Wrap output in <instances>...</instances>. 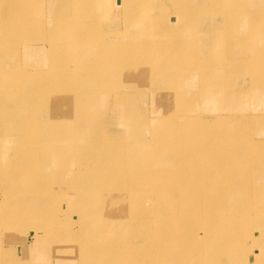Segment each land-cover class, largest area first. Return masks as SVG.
<instances>
[{"label": "bare ground", "instance_id": "obj_1", "mask_svg": "<svg viewBox=\"0 0 264 264\" xmlns=\"http://www.w3.org/2000/svg\"><path fill=\"white\" fill-rule=\"evenodd\" d=\"M168 1L148 0L151 19L161 21L162 18L171 16V13H168L169 9L165 7ZM170 1L182 4V8L175 9L174 16L170 19L169 25L172 27L177 26V17L188 15L183 13L184 10L192 8L200 0ZM235 1L240 5L239 12L225 14L223 17L218 15L212 21L213 26L222 27L221 33L216 38L203 34L198 39V42L205 45L200 49L199 56L205 58L220 55L228 49L227 45L222 47V42H231L229 52L232 55L229 57L224 55L219 61L227 63L226 68H229L231 77L242 81L243 86L248 81V72L245 69L254 67L257 75L254 81L262 84L257 88L256 95L241 94L218 98L230 103L245 99L256 102L263 100L260 94L264 91V47L261 50L260 47H255L250 51L249 46L245 44L256 46L255 42L259 39L255 37L248 41L228 25L233 20H238L241 27L253 26L254 23L257 26H264V21L259 19L264 14V0ZM91 3L92 0H84L80 7L89 9ZM119 3L123 4L121 0ZM12 10L14 12L13 8ZM52 15L61 20L66 19V14L58 7L52 9ZM244 15L252 21L243 22ZM66 24L57 23L55 26ZM23 32H25L23 26L15 25L14 28L9 23L1 22L0 50L4 43L15 45L18 42L20 51V44L25 42ZM256 35L264 40V28L256 32ZM25 43L26 47L27 44H31ZM211 44L215 47L211 48ZM130 51L137 52L136 49ZM29 57L30 53L24 51L15 58ZM232 66L236 68L235 71H230ZM194 72L190 70V73ZM160 75L170 86L167 92L157 98L158 103L163 106L169 103V92L173 98L182 95L181 89L187 86L189 73L187 70L176 69L160 71ZM231 77L225 73L224 79L227 84L230 83ZM39 81L38 78L37 82H27L29 84L24 85V90L31 92L37 89L41 84ZM217 81L218 79L214 77L206 79L207 91L211 94H214L212 85L214 86ZM1 83L9 81L0 79V89H4L8 86ZM62 89L43 87L42 90L45 92L32 93L28 95L29 97L13 93L12 97L7 98L8 102H0V189L4 195L2 200L4 206H0V212L4 216L1 220L8 223V220L16 217V221H21L20 215L31 209L30 204L55 210V213H58L55 217H61V214H64L61 194L66 193L67 200L72 202V208L77 211V216H73L77 226L102 225L99 223L100 216L110 218L116 213H121L122 216L102 225V229L92 234L89 240L85 237L74 239V242H77V260L80 264H96L103 256L107 259V264H264V220L260 219L264 214V142H259L264 138L261 135L255 138L243 136L235 142L238 135L233 134L231 145L225 147L221 140L225 135L211 133L206 135L207 141L199 140L197 147L190 139V136H195L193 133H190L189 138L188 134L179 136L174 132L170 137L149 139V135L138 134L139 129L133 127L130 130L133 132L130 137L134 140L131 142H135L141 148L143 156L147 154L145 155L147 158L152 157V162L134 163L132 165L135 168L127 173L120 165L131 162V158L123 157L122 154L123 150L129 149L133 152V149L128 144L125 148H118L113 142L111 143L114 145L109 146L95 139L90 145L98 150L96 156L99 158L94 161L97 165L89 168L91 171L89 175L82 171L87 152L84 136L82 139L77 132V129H84L85 124L77 126L75 122L61 118L56 122L53 117H47L45 111L58 116L62 114L55 109L58 107L56 103L50 105L46 99L52 95L49 91L54 90L59 95ZM63 106L66 108L64 112L67 111L71 115L72 112L69 111L71 107L68 104ZM61 108L60 106L59 109ZM86 109L92 112L91 107ZM40 113L44 115L40 117ZM160 122L175 123L177 119L166 115ZM94 126L97 128L98 124L94 123ZM196 127L198 128V123ZM178 131L183 132L182 129ZM50 133H54L52 141L47 139ZM71 156L75 165L72 169L67 166ZM54 157L55 165L51 161ZM30 163L37 170L39 168L49 170L48 175L41 174L38 177L44 185L43 191L37 192L34 187L21 185V182L30 176L28 167ZM58 164L63 166L59 167ZM57 167L59 168L56 169ZM62 172H64L62 178L55 177V174ZM118 175L122 180L119 185L114 181ZM54 185L57 186V191L51 190ZM128 187L133 192H128L129 197L126 199L122 198ZM134 191L142 192L143 198L132 195ZM9 200H16L15 204L11 206ZM19 200L25 203H18ZM255 200L258 201L257 204ZM145 202L150 207L148 212L151 218L160 219L161 224L150 232L145 228L148 233L144 231L141 237L144 242L139 243L135 232L124 236L126 233L123 231L132 229L133 223L129 219L138 217L139 207ZM78 203L83 211L77 210ZM55 217L42 218L43 221L52 223L46 228L43 226L42 229L49 231L42 233L47 235L48 240L64 242L66 238L57 234L63 221L60 217ZM114 229L123 237L107 245L100 241V238ZM31 241V245H35L38 239ZM71 243L73 245V241ZM130 245L137 248L130 252L129 260L115 256L122 247ZM249 255L253 256L252 262L249 261Z\"/></svg>", "mask_w": 264, "mask_h": 264}, {"label": "rangeland", "instance_id": "obj_2", "mask_svg": "<svg viewBox=\"0 0 264 264\" xmlns=\"http://www.w3.org/2000/svg\"><path fill=\"white\" fill-rule=\"evenodd\" d=\"M121 1L123 4L119 3V0H92L89 9H82L80 6L84 0H0V23H9L14 28L15 25L23 26L25 42L31 43L27 44V47L25 42L21 43L20 51H18V42L15 45L9 43L2 45L0 79H7L9 83H1L8 87L0 89V102H8L7 98L12 97L13 93L28 96L32 93L45 92L42 90L43 87H62L59 95L51 90L49 93L52 95L46 98L50 105L56 103L58 107L55 109L62 114L58 116L45 111L47 117H53L56 122L61 118L65 121L71 120L77 126L81 123L85 124V128L77 129V132L82 139L84 136L87 157L82 171L89 175H91L89 168L96 166L94 161L99 158L96 156L98 150L90 145L95 139L109 146L115 143L118 148H125L128 144L133 149V152L129 149L123 150L122 156L131 158V162L120 165L127 173L135 168L132 165L134 163L152 162V157L147 158L145 156L147 154L143 156L141 148L135 142H131L134 140L130 137L133 133L130 130L133 127L139 129L138 134L149 135V139L170 137L174 132L179 136L188 134L189 138L190 133H193L195 136H190V139L197 147L198 141L205 142L204 139L207 141L206 135L211 133L224 134L221 140L225 147L231 145L233 134L238 135L235 137V142L243 136L255 138L261 135L264 138V91L260 94L263 100L256 102L245 99L230 103L218 98L241 94L256 95L257 88L262 84L254 81L257 76L256 69L254 67L245 69L248 72V81L244 86L242 81L231 77L229 68H226L227 63L219 61L224 55L228 57L232 55L229 52L231 42H222V47L227 45L228 49L220 55L205 58L199 56L200 49L205 45L198 42V39L203 34L216 38L221 33L222 27L213 26L212 21L218 15L223 17L225 14L239 12L238 2L200 0L192 8L183 11L188 15L177 17V26L170 27L169 22L174 16V10L182 8V4L169 0L167 6H164L169 9L168 13H171V16L155 21L151 19L148 0ZM137 5L139 6L136 7ZM55 7L66 14V19L53 17L52 9ZM196 7L200 9L195 10ZM244 16L245 18L241 17L243 22L252 21L248 16ZM259 19L264 21V14ZM63 22L67 23L66 26H55ZM228 26L234 28L248 41L255 37L259 39L255 42L256 46L245 44L249 46L250 51L255 47H260V50L264 47V40L256 35V32L263 30L264 26H257L254 23L253 26L241 27L238 25V20H233ZM10 36L14 40L12 34ZM213 47L215 45L211 44V48ZM130 49H136L137 52ZM24 51L30 53L29 59L15 58ZM230 68V71L236 69L233 66ZM176 69L187 70L189 82L181 89V96L173 98L172 93L169 92V103L161 106L157 98L167 92L170 86L160 75V71ZM190 70L195 72L190 73ZM225 73L231 77L229 84L224 79ZM209 77L218 79L217 83L212 85L214 94L207 91L206 79ZM38 78L41 84H37L40 87L31 92L24 90V85L29 84L27 82H37ZM67 104L71 107L69 110L72 112L71 115L67 111L64 112L66 108L63 105ZM87 107H91L92 112L88 111ZM42 115L44 113L39 114L40 117ZM166 115L173 116L177 122L166 124L160 122ZM94 123L98 124L97 128ZM180 129L183 132L178 131ZM53 138L54 133H50L47 139L52 141ZM259 142L263 143L264 140ZM51 161L55 165V157ZM73 161L72 156L67 161V166L71 169L75 168ZM41 162L40 160V164ZM58 166L63 165L58 164ZM28 167L30 176L22 181L21 185L34 187L37 192L43 191L44 185L38 177L41 174L48 175L49 170L45 168L37 170L32 163ZM63 173L55 174V177L62 178ZM56 178L53 179L54 182ZM114 181L119 185L122 182L120 175ZM51 190L57 191V186L54 185ZM128 192H133L130 187L125 189L121 197L125 199L129 197ZM2 193L3 190L0 189V206L3 207ZM61 195L64 214L59 217L63 225L59 226L60 231L57 234L66 238L64 242L48 240L47 235L42 233L49 231L42 229L43 226L46 228L52 224L43 221L42 218L55 217L58 214L55 210L30 204L31 209L20 215L21 221H16L17 218L14 217L8 220V223L1 220L4 216L0 212V264L15 262L80 264L77 260V242L75 243L74 239L85 237L89 240L92 234L102 229V225L122 217L121 213H116L110 218L100 216L99 223L102 225L77 226L73 220V216H77V211L72 208V202L67 200L66 193ZM132 195L143 198L142 192L134 191ZM9 201L12 206L16 200ZM138 201L139 199L136 202ZM17 202L25 203L22 200ZM257 202L255 200L256 204ZM77 210L83 211L79 203ZM149 210L147 202L139 207L138 217L129 219L133 223L132 229L124 230L123 233H126L124 236L135 232L139 243L144 242L141 237L146 231L145 228L150 232L161 224L160 219L151 218ZM260 219L264 220V214ZM121 235L118 234L117 229H114L100 238V241L106 245L111 244L123 237ZM34 239H38L37 245H31V240ZM135 248L137 247L134 245L122 247L115 256L129 260L130 252ZM249 261H253L252 255H249ZM96 264H107V259L104 256L100 257Z\"/></svg>", "mask_w": 264, "mask_h": 264}]
</instances>
